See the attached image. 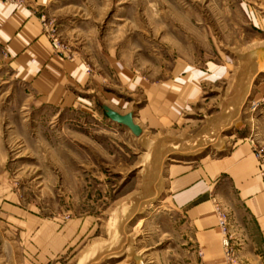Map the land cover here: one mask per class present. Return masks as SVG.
Here are the masks:
<instances>
[{"label": "rangeland", "instance_id": "374dc122", "mask_svg": "<svg viewBox=\"0 0 264 264\" xmlns=\"http://www.w3.org/2000/svg\"><path fill=\"white\" fill-rule=\"evenodd\" d=\"M40 8L55 53L80 61L87 84L70 87L66 105L41 104L0 67V264H199L181 216L164 202V181L169 167L219 159L236 143L264 148V0H43ZM175 98L182 105L172 109ZM103 106L132 113L141 135ZM207 140L196 155L176 154ZM74 219L73 242L39 256L37 225Z\"/></svg>", "mask_w": 264, "mask_h": 264}, {"label": "crops", "instance_id": "0c3cea01", "mask_svg": "<svg viewBox=\"0 0 264 264\" xmlns=\"http://www.w3.org/2000/svg\"><path fill=\"white\" fill-rule=\"evenodd\" d=\"M42 6L43 0H0V67L27 85L41 104L66 105L70 87L80 89L87 77L80 61L66 62L55 53L39 16ZM116 65L122 80H128V71ZM91 77L97 81L96 75ZM155 91L162 102L161 91ZM177 100L172 109L182 105ZM210 144L207 140L199 151L179 149L176 154L196 155ZM203 159L197 166L169 167L163 186L164 202L181 216L199 264H226L219 213L227 217L236 261L264 264V166L253 156L252 144L236 143L219 159ZM79 228L77 219L62 225L40 223L33 247L43 259L57 257Z\"/></svg>", "mask_w": 264, "mask_h": 264}, {"label": "built area", "instance_id": "2783aa9c", "mask_svg": "<svg viewBox=\"0 0 264 264\" xmlns=\"http://www.w3.org/2000/svg\"><path fill=\"white\" fill-rule=\"evenodd\" d=\"M4 3L9 2L10 0H1ZM53 47H56L55 42H53ZM252 144V153L253 156L256 158L264 166V148L257 146L253 141ZM219 228L222 234V246L224 248V252L226 255V259L228 264H239L236 261V257L233 254L232 247L230 245V237L228 235V221L227 217L224 214L219 213Z\"/></svg>", "mask_w": 264, "mask_h": 264}, {"label": "water", "instance_id": "95a60500", "mask_svg": "<svg viewBox=\"0 0 264 264\" xmlns=\"http://www.w3.org/2000/svg\"><path fill=\"white\" fill-rule=\"evenodd\" d=\"M105 116L112 122L127 128L134 136H140L142 133L141 128L135 124L133 114L120 115L109 107H102Z\"/></svg>", "mask_w": 264, "mask_h": 264}, {"label": "bare ground", "instance_id": "6f19581e", "mask_svg": "<svg viewBox=\"0 0 264 264\" xmlns=\"http://www.w3.org/2000/svg\"><path fill=\"white\" fill-rule=\"evenodd\" d=\"M261 68V67H260ZM263 70H264V68H263ZM253 77V76H252ZM141 223V222H140Z\"/></svg>", "mask_w": 264, "mask_h": 264}]
</instances>
